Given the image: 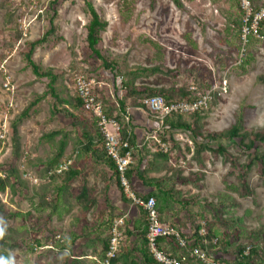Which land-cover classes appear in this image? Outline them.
I'll list each match as a JSON object with an SVG mask.
<instances>
[{"label": "rangeland", "instance_id": "1", "mask_svg": "<svg viewBox=\"0 0 264 264\" xmlns=\"http://www.w3.org/2000/svg\"><path fill=\"white\" fill-rule=\"evenodd\" d=\"M88 1L106 22L97 49L112 69L86 48L85 0H0V250L11 264H102L112 225L122 218L118 255L134 259L145 216L131 196L144 199L167 188L165 205L152 196L162 224L185 233L203 228L206 253L217 264H235L241 249L255 251L247 264H264V175L255 159L264 143L245 148L248 135L264 131V25L240 53L239 0H178L179 8L172 0ZM250 8L263 12L264 23V0H251ZM53 11L54 33L34 49L32 61L57 76L65 104L46 94L48 80L34 76L24 60L29 43L49 29ZM80 75L92 82L120 133L125 128L133 137L127 191L117 187L103 155L98 160L82 150L85 135L91 150L100 152L101 144L76 104L73 82ZM146 90H164L173 100L188 91L205 97V106L178 120L187 128H167L142 108ZM238 121L240 137L211 138ZM61 141L57 164H69L58 174L51 161ZM219 146L225 155L216 152ZM158 153L167 161L155 158ZM130 210L139 223L134 242L128 240ZM163 248L180 254L171 242ZM185 264L203 263L188 257Z\"/></svg>", "mask_w": 264, "mask_h": 264}, {"label": "built area", "instance_id": "2", "mask_svg": "<svg viewBox=\"0 0 264 264\" xmlns=\"http://www.w3.org/2000/svg\"><path fill=\"white\" fill-rule=\"evenodd\" d=\"M251 0H239L242 10V21L239 34L240 53L245 51L249 38L256 34L257 27L263 12L251 13ZM74 92L80 101L81 109L90 117L101 136V148L115 166L119 184L124 191L128 189L126 172L131 164L130 146L127 139L122 138L119 124L115 119L109 118L103 109L102 103L93 93L92 82L84 76H76L73 82ZM205 97H199L192 102H177L165 104L161 97H150L143 100L142 104L146 111L155 119L162 120L172 113L191 114L201 106H205ZM160 123V124H161ZM68 163L57 164L54 173H62L67 170ZM133 204L138 207L146 216L147 229L145 233L146 247L150 255L157 264H183L181 259L173 257L171 254L160 248V240L172 242L179 250L184 251V255L194 258L203 264H217L207 253L197 247H192L189 239L182 237L181 232L175 230L170 225L162 224L158 219L155 208V200L152 197L147 199L134 198L131 196ZM123 226L122 218L115 220L111 228V237L108 248L104 254L102 264H112V260L118 254V245L121 240V230ZM203 228L199 229L198 236L206 238ZM214 244L215 241H212ZM206 244V240H203Z\"/></svg>", "mask_w": 264, "mask_h": 264}, {"label": "trees", "instance_id": "3", "mask_svg": "<svg viewBox=\"0 0 264 264\" xmlns=\"http://www.w3.org/2000/svg\"><path fill=\"white\" fill-rule=\"evenodd\" d=\"M59 1H64V0H52L51 4H56ZM172 3L177 8L180 7V4H179L178 0H172ZM84 4H85L86 11H87V13L89 15V21H88V24L86 26V38H85L86 48L89 50V52L92 55H94L96 58H98L101 61L102 67L104 69H112L113 65L111 63H109L105 59V57L101 55L100 51L97 49V46H98V43H99V35H100V33L102 31H104V29L106 27V22L102 21L98 17L97 13L95 12V10L93 9L92 5L89 3L88 0H85V3ZM55 16H56V12L53 11V14H52V16H51V18L49 20V29L46 31V33L40 39L35 40V41L29 43V48H28L27 53L24 55V60H25V62L27 64V66L31 69V72H32V74L34 76H36L37 78H46L48 80V84H47V91L48 92L46 94H49L50 97L52 99H54L57 103H64L65 104L67 102L66 101H63L62 99H60V96L58 95L57 89L55 88V84H56L57 79H58L57 76L54 75L50 70L42 71L41 68L39 66H37L32 61V54H33L34 49L37 46H39L40 44L44 43L49 36L53 35V33H54L53 18ZM263 25H264V23L263 22H260L259 23V29L261 27H263ZM147 94H148L147 97L143 98V100L146 99V98H150V97L157 96V97H161L163 99V101L165 102V104L177 103V102H192V101H194V100L197 99L196 97H193L192 93H190L188 91H185L184 92L183 90H180L178 92L179 98L177 100L170 99L169 96H168V94L164 90L147 91ZM38 100H40V98H38ZM76 104L78 106H81L80 105V101H79L78 98H76ZM120 106L123 107V104L120 103ZM142 108L145 109V107L143 105H142ZM201 111H202V109L200 108L197 111H195V112H193L191 114H188V115H196V114H198ZM24 113H25V111L22 114H24ZM105 114H106V112H105ZM182 116H187V115L177 114V113L174 114V113H172V114L168 115L167 117H165L162 120V123L161 124L164 127H167V128L170 127V128H173V129H177V128H181V127H186L185 125L183 126V125H181V123L178 122V120ZM175 118L177 120L176 121H173V119L175 120ZM94 128H96V127L94 126ZM15 130H16L15 127L12 126V132H13V134H16V131ZM240 130H241V126H240V122L238 121L235 125H233L232 127H230V129H228L222 135H218L216 137H213L212 136L211 138H217L218 139V138L225 137V138H227L228 140L231 141V140H233V139H235L237 137H240V134H239L240 133ZM96 132L98 134L99 142L101 144V136H100V133L98 132V129L97 128H96ZM121 136H122V138L128 140V143H129V146L130 147L133 146V141H134L133 140V137L129 139V137H128L127 133H126V129L125 128L122 129ZM85 137H86L87 143L84 146V148H82L83 152H85L86 154H88V156H90L92 158L93 157H98V160H102L99 157V154L103 155L102 156L103 157V162H104L105 166L111 171L112 175L114 176V178L116 180V184H117V187H118L119 180H118V175H117L115 166L113 164V161L109 157H107V155L105 154V152L103 151L102 148H101L100 152L91 150L92 143H93L92 142V139L88 135H85ZM248 139H249L248 144L245 145V148L246 149H251L254 143H264V131L251 133L250 135H248ZM64 146H65V143L63 141H61L60 144H59V148H58L57 155L51 161V163H52L51 165H53L52 167H56L57 166V160L60 157L61 152H62ZM216 152L219 153V154H221V155H225L226 154L225 153L226 152L225 149L222 148L221 146H219L217 148V151ZM155 156H157L155 158H160V160H162L164 162L167 161V156L166 155H163V154L158 153ZM255 159H256V161H259L260 162V164H261V171H262V174L264 175V153H261L259 156H255ZM136 174H137L138 178L144 184H146L147 186L151 185V182L150 181H145L142 178L140 172L137 171ZM75 175H76V172L68 173L67 174V179L70 180ZM131 175H132V170H131V167H130V169H128L127 172H126V174H125L126 179L127 180H130L131 179ZM3 187L4 186L1 184L0 189L2 190ZM84 192H85V189L82 190V194ZM120 194H121L122 198L125 200V198H124L123 193L121 192V190H120ZM158 195H156V194L154 195V193L148 194V195L144 196V200L147 199V198H149V197H152V196H157L158 197V203L160 202V203H162L161 205H165L168 202L169 189H167V188H160L159 191H158ZM155 207H156V205H155ZM144 216H145V214H144ZM171 227H173V226L171 225ZM146 229H147V221H146V216H145V223L143 225V231H141L140 247L138 249H136V251L139 253V256L141 257V259H142V261H143L144 264H156L153 261V259L151 258V256L148 254V251L146 249V245H145V232H146ZM174 229L177 230L176 228H174ZM198 231H199V228L196 227L195 232L191 234V237H190L191 239H189V240L192 243V247H197L200 250H203V251L206 252L205 248H206L207 244H203V240H207V237L205 239L204 238H200L198 236ZM107 248H108V242L105 243L104 246H103V251H102V257L103 258H104V254H105ZM243 252L244 251L242 249L240 251H238V259L235 262V264H247V262L250 260L251 256L255 253L254 250H250L247 253V255H244ZM131 253H132V251H131ZM183 256H185V255L183 254ZM119 258H120V255L117 254L116 257L112 260V264L113 263L115 264L120 259H124L123 257L120 258V259ZM0 259H2V261L5 264H11L10 257L3 250H0Z\"/></svg>", "mask_w": 264, "mask_h": 264}, {"label": "crops", "instance_id": "4", "mask_svg": "<svg viewBox=\"0 0 264 264\" xmlns=\"http://www.w3.org/2000/svg\"><path fill=\"white\" fill-rule=\"evenodd\" d=\"M121 195V194H120ZM121 198H122V196H121ZM122 200H124L123 198H122ZM130 211H132V210H130ZM131 219H130V226H128V230H129V236H128V240H130L131 242H134V240L136 239V237L134 236V234H139V229H138V224L139 223H137L138 222V216H137V212H136V210H133L132 212H131ZM129 217V216H128ZM135 220V222L136 223H134L133 221ZM133 224H135V225H133ZM132 226H134L135 227V231H133V227ZM143 231V230H142ZM180 232H181V235H182V237H184V238H187V239H191L190 237H191V234L192 233H185L186 231H184V230H180ZM146 233V232H145ZM187 234H189V235H187ZM167 241H163V240H160V248L164 251V248H163V246H164V243H166ZM172 243V242H171ZM145 245H146V242H145ZM172 245H173V247L175 248V249H177L176 247H175V245L172 243ZM162 246V247H161ZM130 248H132V244L129 246ZM140 247V243H139V245L137 246V247H135V252H134V259L132 258H130L129 256H130V254H128V255H123L122 257L124 258V259H122L123 260V263H127V264H135V263H137V260H138V263L137 264H144L143 263V261H142V259H141V257L139 256V253L136 251V249H138ZM146 249H147V247H146ZM178 251H180V254H175V255H173V254H171V253H169V252H167V253H169V254H171L173 257H175V258H179V259H181L182 260V262H183V264H185L186 262H187V260H188V257H186V256H183V254L181 253V251L182 250H179V249H177ZM148 251V250H147ZM166 252V251H165ZM148 254L150 255V253L148 252ZM151 256V255H150ZM151 258L153 259V257L151 256ZM134 261V262H133ZM153 261L155 262V260L153 259ZM156 263V262H155ZM157 264V263H156Z\"/></svg>", "mask_w": 264, "mask_h": 264}]
</instances>
